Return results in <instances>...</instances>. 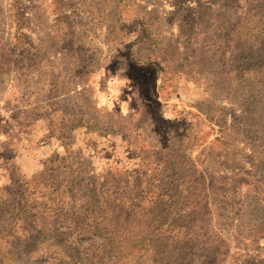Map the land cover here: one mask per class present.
<instances>
[{
  "label": "rangeland",
  "instance_id": "rangeland-1",
  "mask_svg": "<svg viewBox=\"0 0 264 264\" xmlns=\"http://www.w3.org/2000/svg\"><path fill=\"white\" fill-rule=\"evenodd\" d=\"M0 134V264H264V0H0Z\"/></svg>",
  "mask_w": 264,
  "mask_h": 264
},
{
  "label": "clouds",
  "instance_id": "clouds-1",
  "mask_svg": "<svg viewBox=\"0 0 264 264\" xmlns=\"http://www.w3.org/2000/svg\"><path fill=\"white\" fill-rule=\"evenodd\" d=\"M106 69L107 66L99 68L92 77L91 98L94 101V106L97 110L107 112H112L118 107L121 115L127 116L133 98L130 95L124 99L121 97L125 96V89L130 90L133 82L123 73L118 72L110 75ZM165 118L171 117L166 116ZM5 139L6 137L0 134V141ZM4 182V180H0V184Z\"/></svg>",
  "mask_w": 264,
  "mask_h": 264
},
{
  "label": "trees",
  "instance_id": "trees-1",
  "mask_svg": "<svg viewBox=\"0 0 264 264\" xmlns=\"http://www.w3.org/2000/svg\"><path fill=\"white\" fill-rule=\"evenodd\" d=\"M14 6H15V16H16V18H17V20H18V26H17V38H16V45L17 46H22V45H24V39H23V37H22V34H20L19 33V30H20V25H19V23H20V13H19V9H18V7H17V5H16V3H14Z\"/></svg>",
  "mask_w": 264,
  "mask_h": 264
}]
</instances>
